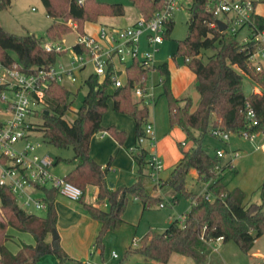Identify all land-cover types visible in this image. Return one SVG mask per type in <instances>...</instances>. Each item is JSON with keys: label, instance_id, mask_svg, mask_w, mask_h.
Here are the masks:
<instances>
[{"label": "trees", "instance_id": "obj_1", "mask_svg": "<svg viewBox=\"0 0 264 264\" xmlns=\"http://www.w3.org/2000/svg\"><path fill=\"white\" fill-rule=\"evenodd\" d=\"M42 1L48 15L54 19L46 36L11 32L0 24V60L3 63L12 65L17 62L27 72L37 67L50 66L56 63L57 55L64 54L65 51L46 50L44 42L47 39H60L63 34L72 31L68 21L76 22L78 32L83 34L87 21H98L102 15L119 16L125 12L121 2ZM131 2L146 19H151L165 4V0ZM11 4L12 0H0V9L9 8ZM206 4L207 0H192L189 7L188 33L178 41L175 53V56L188 57L186 63L196 73V89L200 98L195 109L191 110V97H177L174 94L168 62L145 68L140 62L134 61L127 67L125 84L119 87H112L109 75L100 80L96 73H90L85 79L88 91L72 121L64 115L70 109L74 93L64 84L52 79L44 99L45 109L38 114L43 118L38 130H41L46 141L58 147L72 146L74 149L73 157L64 159L73 165L65 178L83 189L84 193L79 201L101 223L95 247L103 248L105 234L122 223V215L130 195L141 198L145 207L160 203L162 197L153 196L146 190L142 174L147 161L144 149L132 151L139 165L137 180L131 185L112 189L107 180L108 166L98 163L91 154V139L104 129L120 143L126 138L125 130H120L115 125L102 124L111 97L115 110L132 116L135 120L136 136H142L150 109L148 105H140L134 100L132 87L136 83L146 87L151 70H158L161 74L159 84L163 87L161 94L168 100L170 123L180 126L186 139H191L193 143L189 148H184L183 143L179 142L182 153L180 160L170 175L163 182L160 179L158 183L161 187H170L177 198H191L192 205L184 214L183 224L180 218H175L162 232L149 229L137 245H131L125 251L123 259L139 254L164 264L173 252H178L192 255L200 261L211 250V241L219 237L224 241L234 240L243 251L249 252L256 239L264 233V181L263 201L245 203L243 190L237 186L230 187L224 178L226 169L230 168L229 164L222 165V158L217 156L216 150L212 153L203 143L205 134L210 133V129L215 126L231 132H264V90L246 94L243 86V74H247L264 89V67L258 70L250 60L258 42L250 40L240 43L235 40V34L220 30L215 24V16L207 10ZM254 19L258 28L264 31V16L256 14ZM173 27L172 18L167 23L166 36ZM73 48L83 51L79 43H74ZM207 49H213V52L207 54ZM247 102L256 111L257 124H251L246 117ZM45 110H49V113ZM59 160L57 157L56 162ZM217 166H220L219 171ZM193 168L198 171L199 180L209 183L208 191L213 194L212 198L188 188L187 177ZM88 185L97 187L99 200L110 202L108 209L85 199ZM57 194V190H46L47 214L38 216L21 208L10 188L0 186L1 207L4 211V218L0 219V264H37L46 254L56 255L59 263L69 259L60 237L54 238L52 233L58 222ZM9 227L31 233L35 243H21L17 252L11 251L6 245L10 236ZM262 259L264 260V256Z\"/></svg>", "mask_w": 264, "mask_h": 264}, {"label": "built area", "instance_id": "obj_2", "mask_svg": "<svg viewBox=\"0 0 264 264\" xmlns=\"http://www.w3.org/2000/svg\"><path fill=\"white\" fill-rule=\"evenodd\" d=\"M84 0H78L83 3ZM261 0H207V10L217 19L223 20L228 33L237 34L241 29L247 28L248 34L242 42L255 40L257 47L252 52L250 60L258 70L264 67V31L260 30L255 22L257 3ZM192 0H165L164 7L156 12L151 19L143 15L132 25L119 27L102 25L98 33H78L79 43L83 51H76L72 46L69 61H61L50 66L37 67L27 72L17 62L7 65L0 60V186L11 189L15 194L18 205L27 212L33 209L47 210L46 190L54 189L69 199L79 200L83 189L67 180L65 175L54 171L56 158L50 154H39L36 145L28 137L38 131L39 123L35 120L45 109L44 99L52 79L60 83L69 79L76 82L78 72L88 63L94 66L100 80L109 75L112 87L125 84L123 72L134 61H138L145 68H153L157 53L164 42L167 23L173 18L175 8L190 7ZM216 25L217 22H215ZM214 24V25H215ZM76 27V24H73ZM145 40L146 48H141V41ZM46 50H64L68 52L59 41L44 42ZM186 61L189 59L185 58ZM132 94L141 105H151L156 101L152 88L136 83L132 87ZM246 117L251 124H257L256 111L249 102L246 103ZM230 130L221 126L210 129V133L221 140L229 138ZM104 131L103 134H105ZM248 137L255 133L246 130L241 132ZM102 134V135H103ZM155 125L147 120L144 124V134L138 137V145L131 147V151L144 149L147 154L146 166L149 175L158 183L160 172L164 168V159L158 151ZM264 147V145H263ZM224 148H217L216 154L222 158L227 154ZM231 159L228 164L231 170L235 169L233 160L239 152H229ZM218 171L220 166H217ZM40 193L41 196H36ZM205 197L212 198L213 194L207 191ZM1 198V196H0ZM164 203H161L163 206ZM34 214V213H33ZM184 223V217L180 218ZM222 239L219 237L218 241ZM139 243L133 238V244ZM115 257L118 256L113 251ZM87 264H92L87 261ZM258 264H264V260Z\"/></svg>", "mask_w": 264, "mask_h": 264}, {"label": "rangeland", "instance_id": "obj_3", "mask_svg": "<svg viewBox=\"0 0 264 264\" xmlns=\"http://www.w3.org/2000/svg\"><path fill=\"white\" fill-rule=\"evenodd\" d=\"M107 2H123L127 7L128 13H138L140 10L131 2V0H103ZM258 11H264V3L259 4L257 7ZM174 19V27L172 31L165 37L164 42L160 46V51L156 55L155 64L158 65L161 62V58L165 57L169 62L172 69V76L174 75L175 81L182 79L181 69L186 65L184 56H173L176 53L178 41L185 38L188 33V18H189V7L185 5L184 7H178L173 10L172 13ZM141 17V16H140ZM54 22V19L48 15L44 3L42 0H12V4L9 8L0 9V23L7 30L19 34H34L38 37H44L47 35V29ZM68 23L72 26V31L63 34L60 39L54 40L60 42L64 47L67 48L68 53L72 52V46L78 40V30L74 27L76 22L70 20ZM248 34V29H241L236 35L235 40L242 42L244 37ZM47 39L46 41H49ZM213 49H207L206 53H212ZM63 54H58L56 57V63L63 60ZM162 56V57H161ZM206 58V57H205ZM90 73H94V66L88 63L86 67L78 72V79L76 82H72L69 79H64L63 83L67 87L73 88V102L64 115L66 119L72 121L76 116V111L82 104L85 94L88 91V86L85 83V79ZM161 74L158 70H151L149 72L146 84L148 86H153L159 82ZM243 86L246 94L254 91L256 86L262 89V85L252 79L247 74H243ZM155 92L158 90H163L162 85L155 87ZM160 93V94H161ZM183 95L190 96L193 101L192 109L198 103L199 93L196 89V81L189 84L186 89L181 93ZM133 95V94H132ZM159 95V93L157 94ZM159 102L156 106L150 109V115L148 117L153 118L155 123L158 124L163 130L162 137L167 134L165 131L168 130L171 125L168 112V100L165 95L159 96ZM134 100L136 98L133 96ZM140 104V103H139ZM141 105V104H140ZM151 107V106H150ZM38 123L43 122V118L38 116L35 118ZM103 124L109 126L111 124H116L120 128L128 130V139L132 137V129L135 126V121L132 116L119 114L114 108V100L111 97L109 99V106L103 117ZM181 131L184 130L181 128ZM130 132V133H129ZM158 136V134H157ZM172 150L176 152V148L179 150V142L184 141V148H189L192 145L191 139H186V134L178 132L173 135ZM28 139L36 145L37 152L39 154H50L55 158H59V162L55 164L56 170L61 173H66L65 169L68 163L64 160L65 158L73 157L74 149L72 146L69 147H58L43 138L41 130L31 133ZM159 139V138H157ZM161 139V137H160ZM170 141V139H168ZM171 142V141H170ZM168 143V142H166ZM203 143L205 147L211 151L215 152L216 148H224L228 152L222 157V165L228 163L231 159L229 152L236 150L239 152V156L235 157L233 164L236 166L234 170L228 168L225 171L224 178L228 182L230 187H239L245 193L244 202H256L261 203L263 201L262 195V183L264 181V132L260 131L255 133L254 137H248L240 132H230L229 138L224 141L219 138L214 137L210 133L205 134L203 137ZM169 144V143H168ZM175 145V147H174ZM133 147V146H132ZM131 148V147H129ZM137 151V150H136ZM170 161L164 160V168L160 172V176H166L170 170ZM188 185L191 189H194L198 193H203L206 190V182L200 181L198 183L194 182L192 177L188 175ZM112 181H110L111 183ZM170 189V188H169ZM171 190H167L163 194V202L166 203L165 207H160L159 203H154L145 212L142 218V222L138 226H134L121 233H108L105 235L103 241L105 243L103 251L100 249H95L93 245L91 247H86L82 249L77 247L73 242L72 234L67 231L64 224L61 226L63 230V236L65 238V243L67 246V253L70 255V259H67L61 264H82V262L92 261L96 264H127L124 256V244L132 242L133 236L138 238L140 241L142 235L149 229L153 228L156 231H161L168 224L171 217L181 218L183 214L189 209L191 205V198L185 196H179L178 201H173L171 198ZM36 196H41L40 193ZM35 215L45 216L47 210H36L31 211ZM4 218V211L1 207L0 198V219ZM135 231H134V230ZM59 230V229H58ZM85 236V235H84ZM12 246V245H11ZM13 247V246H12ZM115 249L120 255L119 258L115 259L112 256V250ZM93 255L91 252H93ZM257 252H262L264 254V233L259 236L252 249L249 252L243 251L240 246L234 240L224 241L219 239L211 246V250L206 254V259L202 262L203 264H258L261 261V257L257 256ZM85 254L80 257L81 254ZM51 257L57 256L50 254ZM204 257V258H205ZM203 258V259H204ZM263 258V257H262ZM133 260L130 264H134ZM37 264H50L49 258H43L38 261ZM57 264H59L57 259Z\"/></svg>", "mask_w": 264, "mask_h": 264}, {"label": "crops", "instance_id": "obj_4", "mask_svg": "<svg viewBox=\"0 0 264 264\" xmlns=\"http://www.w3.org/2000/svg\"><path fill=\"white\" fill-rule=\"evenodd\" d=\"M101 1H103V0H101ZM105 2H107V1H105ZM121 3H123V2H121ZM262 3H264V1H259L257 3V7L259 4H262ZM123 5L125 7L124 14L119 15V16L102 15L99 17L98 21H87L85 23V28H84L85 32L96 35L102 25L119 26V27L132 25L136 22V20L140 16H142V13L140 11L138 13H128L126 5L124 3H123ZM257 13L264 16V11L262 12V11L257 10ZM141 42H142L141 48L142 49L146 48L147 45H146L145 40H142ZM62 58H63L62 61L68 62L70 59L69 53L65 52L62 55ZM173 59H176L175 55L173 56ZM161 62L162 63L163 62L169 63V67H170V71H171V85H172V90H173L174 94L177 97L187 96V95H183L181 93H183V91L186 89V87L189 84L196 81V78H197L196 73L193 70H191V68L186 63V65L184 67H182V69H181V73L183 76L182 79L180 81L178 79L176 82L174 75L172 76V69L170 66V62L165 57L161 58ZM185 62H186V59H185ZM122 76L125 80H127V69H126V73L123 72ZM158 85H160L159 82L156 84H153V86H149V88H152V91L154 92V94L156 96L155 103L149 105V109H151L152 106H153V108L156 106V104L159 102V98H160L159 96L162 95V94H160L161 93L160 90H158V92H155L156 91L155 87ZM68 88L70 90L74 91L72 87H68ZM254 91H260L261 92L262 90L260 87L256 86L254 88ZM158 93H159V95H157ZM199 98H200V95H199ZM198 102H199V100H198ZM196 106H195V108H196ZM195 108H193V109H195ZM193 109L191 108V110H193ZM116 112L119 114H124V113H121L118 111H116ZM168 112H169V106H168ZM124 115H127V114H124ZM149 115H150V112H149ZM103 117H104V115H103ZM147 120L153 122L155 125L156 136L158 134L157 138H159V139H157L158 140L157 146H158L159 153L162 155L164 160L166 159L167 161H170L171 166H170V170L168 171L167 175L166 176H163V175L160 176L161 182H163L170 175L174 166L176 165V163L180 160V158L182 156L181 150L180 149L178 150L177 147H175V145H174V147L176 148V152H174V149L172 150V148H173L172 147V143H173V136L172 135L174 133L178 134V132H181L182 134H184V132L181 131L180 126L170 125L168 130L167 129L165 130L166 132L168 131L167 134H165V136L162 137V133H164L163 132L164 129H162L160 126H158V124L155 123V120L153 118L148 117ZM102 124H103V120H102ZM111 125H115L118 129L126 131L125 140L122 143H120L108 130L104 129V130L97 132L92 137L90 147H91V154L94 157V159L98 163H100L101 165L108 166L107 180L109 182L110 187L112 189H115L121 185H131L132 183H134L137 180V178L139 176V165L134 158L133 152L130 150L131 148H129V147L138 145V137L136 136V125L132 129L131 139H128V135H129L128 130H126L124 128H120L116 124H111ZM104 131H106L105 134H103ZM195 133L198 134V131H195ZM160 137H161V139H160ZM168 139H170L171 142ZM166 142H168L169 144ZM181 142L184 145V141H181ZM136 152H138V151H136ZM72 166H73L72 164L67 165V167L65 169L66 173L69 172V170L72 168ZM54 171L60 175L66 174L63 172L61 173L59 170H56L55 167H54ZM142 174H144L146 190L151 195L163 197V194L165 191L171 190L172 191L171 192L172 193L171 194L172 200L178 201L179 198H177L175 196V193L173 192V190L170 187H168V186L161 187L160 184L157 183L149 175V170H148V167L146 165L143 168ZM189 175L192 177L194 182L198 183L201 181L198 179V171L195 168L191 169ZM110 181H112L113 185L110 184ZM187 186L189 189H191L188 185V179H187ZM208 186H209V183L206 182V190L203 193H199V194H205L208 191ZM191 190L195 191L194 189H191ZM196 193H198V192H196ZM85 199L88 200L89 202H92V203L99 205L103 209H108L110 207V202L108 200H99L97 198V187L94 185H88L87 191L85 193ZM161 203H164L163 200H161V202L159 203L160 207L166 206V203H164L163 206H161ZM191 205H192V202H191ZM191 205H190V207H191ZM190 207H189V209H190ZM56 208H57V212H58V222H57L56 229H57V232H58L59 237L61 239V244H62L63 248L67 249V246L65 243V238L63 236L64 232H63V230H61V226L63 224H64V227H66L67 231L72 234L73 242L77 245V247H81L82 249H85L86 247L88 248V247H90V245L91 246L93 245V247H95V240H96V236H97V234L101 228V223L98 220L94 219L88 213V211L82 206L81 202L79 200L69 199L68 197L58 193L56 196ZM149 208H150V206L149 207L144 206L143 200L141 198H139L137 195H133V194L130 195L128 202L125 206V210H124L123 215H122V217H123L122 223L117 228L109 230L105 235H107L108 233L124 234L125 231L129 230L127 228H133L134 226L135 227L138 226L142 222V218L145 215V212ZM184 214H183V217H184ZM175 218H177V217H171L170 220L168 221V224L165 226V228L163 230H165L167 228V226L171 223V221L174 220ZM127 226H129V227H127ZM151 229H153V228H151ZM163 230H161L159 232H162ZM8 233L10 236H9L8 240L6 241V245L13 252H17L20 249L21 243H29V244L35 243L34 236L29 232L19 231L13 227H9ZM143 235H142V237H143ZM134 237L135 236H133V238ZM215 242H216V240L211 241V246ZM131 245H134L133 239H132V242H130L126 245L124 244V254H125V251ZM104 246H105V243H104ZM104 246H103V248H97V249H100L103 251ZM95 249H96V247H95ZM90 250H91V247H90ZM113 251H116V250L115 249L112 250L113 258H115V259L119 258L120 255L118 254V256L115 257L113 255ZM91 253L93 255L94 251ZM84 255L85 254L83 253L80 255V257H83ZM256 255L261 257V259L264 256V254L262 252H257ZM46 257L49 258L50 264H57L58 258L56 259L55 257H51L50 254L44 255L41 258V262H42L43 258H46ZM70 258H72V257H70V255H69V259ZM205 259H206V257L204 259L198 261L192 255H185V254H181L178 252H173L171 254L169 260L164 264H203L202 262ZM88 260L91 261L92 264H96V262L92 261L91 259H88ZM125 260L127 262H129L127 264H130L133 260H135L134 264H163V263H161L157 260H154V259H146L139 254H133V255L129 256L128 258H126ZM58 262H59V260H58ZM59 264H61V263H59ZM82 264H87V263L82 262Z\"/></svg>", "mask_w": 264, "mask_h": 264}, {"label": "water", "instance_id": "obj_5", "mask_svg": "<svg viewBox=\"0 0 264 264\" xmlns=\"http://www.w3.org/2000/svg\"><path fill=\"white\" fill-rule=\"evenodd\" d=\"M216 22H217V24H218L220 30H224V29H226L227 25H226V23H225L223 20H221V19H217ZM45 112H46V113H49V110H45ZM110 184L113 185L112 182H111ZM52 233H53V237H54V238H58V237H59V234H58L56 228L53 229V232H52Z\"/></svg>", "mask_w": 264, "mask_h": 264}]
</instances>
